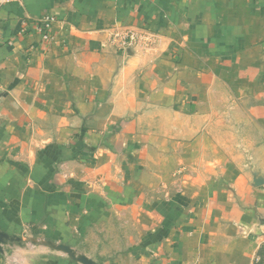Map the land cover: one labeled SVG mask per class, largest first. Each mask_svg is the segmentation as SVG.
<instances>
[{
    "label": "crops",
    "instance_id": "crops-1",
    "mask_svg": "<svg viewBox=\"0 0 264 264\" xmlns=\"http://www.w3.org/2000/svg\"><path fill=\"white\" fill-rule=\"evenodd\" d=\"M0 230L99 264H264V0H0ZM27 251L0 264H79Z\"/></svg>",
    "mask_w": 264,
    "mask_h": 264
},
{
    "label": "water",
    "instance_id": "water-1",
    "mask_svg": "<svg viewBox=\"0 0 264 264\" xmlns=\"http://www.w3.org/2000/svg\"><path fill=\"white\" fill-rule=\"evenodd\" d=\"M27 244L43 245L55 252H59V253L66 255L71 260L79 264H99L93 259L78 252L77 250H75L73 247H71L68 244L54 242L52 240H39L35 237L25 239V238H22L21 236L8 234L0 230V253L11 254L13 246L24 247Z\"/></svg>",
    "mask_w": 264,
    "mask_h": 264
},
{
    "label": "built area",
    "instance_id": "built-area-1",
    "mask_svg": "<svg viewBox=\"0 0 264 264\" xmlns=\"http://www.w3.org/2000/svg\"><path fill=\"white\" fill-rule=\"evenodd\" d=\"M56 22V18L45 14L38 18V22L36 24L38 32L41 34L42 41L50 42L53 39L52 27L53 23ZM139 34L134 31H126L124 33H115L114 37L121 38L122 46H130L136 43Z\"/></svg>",
    "mask_w": 264,
    "mask_h": 264
},
{
    "label": "rangeland",
    "instance_id": "rangeland-1",
    "mask_svg": "<svg viewBox=\"0 0 264 264\" xmlns=\"http://www.w3.org/2000/svg\"><path fill=\"white\" fill-rule=\"evenodd\" d=\"M175 189H176V186H173V190H175ZM24 238L28 239L27 237H24ZM43 240H46V239H43ZM34 246H36V247H34ZM25 248H26V250H28L27 252H31L32 254L40 253L41 251H44V250H51L48 247H45L43 245H31V244H27L25 246ZM36 249H37V252L35 253ZM27 254H30V253H27Z\"/></svg>",
    "mask_w": 264,
    "mask_h": 264
}]
</instances>
